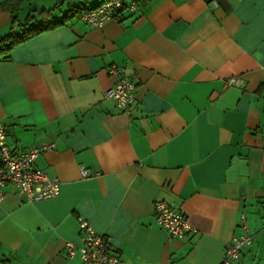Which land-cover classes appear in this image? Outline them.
Wrapping results in <instances>:
<instances>
[{
  "label": "crops",
  "instance_id": "1",
  "mask_svg": "<svg viewBox=\"0 0 264 264\" xmlns=\"http://www.w3.org/2000/svg\"><path fill=\"white\" fill-rule=\"evenodd\" d=\"M99 2L56 0L50 21ZM215 2L137 0L99 27L73 15L0 57L6 143L53 144L36 165L60 181L40 201L5 188L0 264H81L65 247L80 244L81 220L122 264H223L242 214L254 237L236 264H264V0ZM38 3H20L15 33L21 9ZM12 18L0 9V38ZM110 64L136 82L128 112L105 97ZM157 201L197 232L170 238L155 222Z\"/></svg>",
  "mask_w": 264,
  "mask_h": 264
},
{
  "label": "built area",
  "instance_id": "2",
  "mask_svg": "<svg viewBox=\"0 0 264 264\" xmlns=\"http://www.w3.org/2000/svg\"><path fill=\"white\" fill-rule=\"evenodd\" d=\"M204 1L214 7L217 6L215 0ZM137 4V0H100L82 15V19L91 26L99 27L106 21L114 19L123 10L134 12ZM106 71L114 82L105 90V97L112 100L122 111H130L135 102L137 86L134 78L125 72L122 65L110 64ZM228 82L235 86L242 84L240 78H230ZM52 147L53 144H45L31 147L24 152H15L7 145L6 128L0 123V201L3 199L6 187H12L23 193L29 201H40L60 193L59 179L36 165L38 156ZM80 173L82 177L99 175L98 172L92 174L83 167L80 168ZM154 217L157 226L165 230L172 239H182L188 234L197 232L183 212L164 201L155 202ZM79 227L80 244L67 242L65 245L69 256L78 255L81 264H122L105 234L96 232L85 220L80 221ZM240 227L242 233L233 236L225 248L223 264L238 263L243 251L253 241L254 234L249 232L243 214Z\"/></svg>",
  "mask_w": 264,
  "mask_h": 264
},
{
  "label": "trees",
  "instance_id": "3",
  "mask_svg": "<svg viewBox=\"0 0 264 264\" xmlns=\"http://www.w3.org/2000/svg\"><path fill=\"white\" fill-rule=\"evenodd\" d=\"M22 1L23 0H6L0 3L1 10L9 11L13 15L10 31L5 36L0 38V57L7 55L15 45L21 43L27 38H30L42 31L54 28L59 25H63L70 18V16L77 15L79 17H82V15L87 10L94 7L93 6L87 9L71 7L68 9L67 13L60 19L52 21H50L51 9H41L37 12L41 18V22L37 23L34 26L30 25V23L33 21L34 16L28 13L23 22V25L25 26L24 30L17 34L13 31V28L18 23L16 13L18 12L19 5Z\"/></svg>",
  "mask_w": 264,
  "mask_h": 264
},
{
  "label": "rangeland",
  "instance_id": "4",
  "mask_svg": "<svg viewBox=\"0 0 264 264\" xmlns=\"http://www.w3.org/2000/svg\"><path fill=\"white\" fill-rule=\"evenodd\" d=\"M55 1L56 0H43V3L44 4H41V3L34 4L33 5L34 6L33 8L38 9V11H40L41 9H49V8H51L55 4ZM33 8H31V9H33ZM30 10H29V7H25V8H22L21 11L18 14L19 15L20 22L22 23V25H21L22 28L21 29H24L25 28V26L23 25L24 18L26 16V14L29 13ZM34 16L36 17V19H37L38 22L41 21L40 16L38 14H34ZM32 24H36V22L34 21ZM16 27H17V31H18V26H16ZM19 32H20V30L17 33H19Z\"/></svg>",
  "mask_w": 264,
  "mask_h": 264
}]
</instances>
